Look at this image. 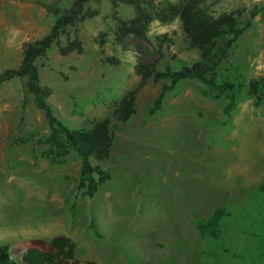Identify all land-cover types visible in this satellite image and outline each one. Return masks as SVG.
Segmentation results:
<instances>
[{
  "label": "rangeland",
  "instance_id": "rangeland-1",
  "mask_svg": "<svg viewBox=\"0 0 264 264\" xmlns=\"http://www.w3.org/2000/svg\"><path fill=\"white\" fill-rule=\"evenodd\" d=\"M74 1L0 0V74L18 68L24 44L48 35L57 11ZM202 1L215 17L235 13L240 27L250 24L218 69V83L245 82L230 115L228 96L208 97L200 80L181 81L152 114L170 81L140 87L139 61L180 70L200 52L189 47L179 20L154 21L147 43H118V19L129 21L135 11L112 0H91L84 10L99 14L68 29L37 62L48 102L67 126L111 122L115 145L102 163L111 179L93 198L78 190L76 154L53 164L38 144L50 130L27 79L0 87V246L14 260L23 264L27 251H50L53 238L66 236L84 262L264 264V84L257 98L250 94L251 81L264 83V0ZM69 41L82 52L62 55ZM136 89V114L120 122L116 107ZM218 208L229 213L222 234L203 238L196 224Z\"/></svg>",
  "mask_w": 264,
  "mask_h": 264
},
{
  "label": "trees",
  "instance_id": "trees-1",
  "mask_svg": "<svg viewBox=\"0 0 264 264\" xmlns=\"http://www.w3.org/2000/svg\"><path fill=\"white\" fill-rule=\"evenodd\" d=\"M91 0H75L71 9L64 14L56 13L57 19L48 35L28 42L22 48V60L18 68L7 69L0 74V87L17 79H27V92L35 97L37 107L43 111L50 133L38 140L39 145L47 146L46 157L57 165L64 164L71 154H76L81 162L78 190L85 196L93 198L102 185L111 179V174L102 163L107 161L115 145V138L109 119L93 122L92 128L73 129L67 126L56 114L48 102L50 90L42 85L40 68L37 62L46 57L59 38L70 28L97 16V11H85L84 8ZM114 6L125 4L133 7L135 17L129 21L119 20L116 31V41L124 44L128 38H134L139 43L149 41L150 25L154 21L170 24L179 20L186 35L189 47L197 49L201 58L180 70L166 67L159 71L156 63L145 64L139 61L136 66L140 77V87L149 81L159 82L167 79L169 85L163 86L151 113L154 114L162 107L165 96L184 80H200L209 88L208 97L220 99L227 95L229 103L224 109L230 115L237 104V98L245 87V82L238 79L218 83V69L227 58L231 48L243 35L250 24L240 27L235 13H224L215 17L203 4L202 0H112ZM257 12L252 13L256 17ZM81 43L69 41L65 47H60L62 55L66 56L76 51L82 52ZM260 80L250 82V94L258 97L263 86ZM139 89L129 91L116 107L115 116L120 122L127 123L136 114V99ZM29 100L24 99L22 106L26 108ZM29 141L26 139L25 141ZM97 162V164H95ZM260 190L264 192V185ZM229 213L224 208H218L207 221L196 224L203 238H219L222 234L221 223ZM91 229L97 236L100 234L94 223ZM51 250L41 251L32 249L23 256V264H99L93 261H82L78 258L77 244L66 236L53 238L50 241ZM0 264H21L13 259L10 247L0 246Z\"/></svg>",
  "mask_w": 264,
  "mask_h": 264
}]
</instances>
